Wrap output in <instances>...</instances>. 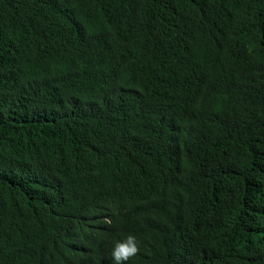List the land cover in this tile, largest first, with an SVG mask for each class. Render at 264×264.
<instances>
[{"label":"trees","instance_id":"1","mask_svg":"<svg viewBox=\"0 0 264 264\" xmlns=\"http://www.w3.org/2000/svg\"><path fill=\"white\" fill-rule=\"evenodd\" d=\"M129 233L264 264V0H0V264Z\"/></svg>","mask_w":264,"mask_h":264},{"label":"clouds","instance_id":"2","mask_svg":"<svg viewBox=\"0 0 264 264\" xmlns=\"http://www.w3.org/2000/svg\"><path fill=\"white\" fill-rule=\"evenodd\" d=\"M138 247V238L132 233L116 240L111 250L113 264H125V262L138 252Z\"/></svg>","mask_w":264,"mask_h":264},{"label":"bare ground","instance_id":"3","mask_svg":"<svg viewBox=\"0 0 264 264\" xmlns=\"http://www.w3.org/2000/svg\"><path fill=\"white\" fill-rule=\"evenodd\" d=\"M85 242H86V241H84V242L82 241L81 243H82V244H83V243L86 244ZM84 244H83V245H84ZM89 246H90V245H89ZM81 260H82L81 258L74 259V260L72 261L71 264H73V263H81Z\"/></svg>","mask_w":264,"mask_h":264}]
</instances>
